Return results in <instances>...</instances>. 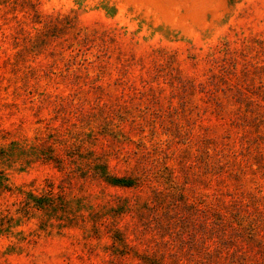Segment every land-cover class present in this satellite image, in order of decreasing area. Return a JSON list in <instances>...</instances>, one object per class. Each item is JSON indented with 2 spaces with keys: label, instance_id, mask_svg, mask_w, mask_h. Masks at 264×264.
<instances>
[{
  "label": "rangeland",
  "instance_id": "rangeland-1",
  "mask_svg": "<svg viewBox=\"0 0 264 264\" xmlns=\"http://www.w3.org/2000/svg\"><path fill=\"white\" fill-rule=\"evenodd\" d=\"M0 264H264V0H0Z\"/></svg>",
  "mask_w": 264,
  "mask_h": 264
}]
</instances>
